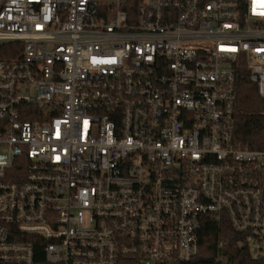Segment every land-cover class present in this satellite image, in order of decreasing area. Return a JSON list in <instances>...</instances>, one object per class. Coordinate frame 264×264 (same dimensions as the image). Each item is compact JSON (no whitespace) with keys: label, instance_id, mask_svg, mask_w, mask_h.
<instances>
[{"label":"built area","instance_id":"2783aa9c","mask_svg":"<svg viewBox=\"0 0 264 264\" xmlns=\"http://www.w3.org/2000/svg\"><path fill=\"white\" fill-rule=\"evenodd\" d=\"M241 70L264 99V0H0V264H179L224 219L264 255Z\"/></svg>","mask_w":264,"mask_h":264},{"label":"trees","instance_id":"16d2710c","mask_svg":"<svg viewBox=\"0 0 264 264\" xmlns=\"http://www.w3.org/2000/svg\"><path fill=\"white\" fill-rule=\"evenodd\" d=\"M15 44L21 47V43H9L6 50ZM235 138L243 146L264 147V99L247 70L240 71L237 81ZM219 240L223 245L218 249ZM218 255L223 259H217ZM179 264H264V255L254 258L247 247L239 246L235 231L225 219L221 222L208 220L200 229L198 253Z\"/></svg>","mask_w":264,"mask_h":264},{"label":"rangeland","instance_id":"374dc122","mask_svg":"<svg viewBox=\"0 0 264 264\" xmlns=\"http://www.w3.org/2000/svg\"><path fill=\"white\" fill-rule=\"evenodd\" d=\"M28 92H30L29 89H22V93H23V94H26V93H28Z\"/></svg>","mask_w":264,"mask_h":264}]
</instances>
